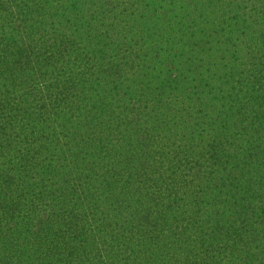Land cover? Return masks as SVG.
I'll return each instance as SVG.
<instances>
[{
    "label": "trees",
    "instance_id": "trees-1",
    "mask_svg": "<svg viewBox=\"0 0 264 264\" xmlns=\"http://www.w3.org/2000/svg\"><path fill=\"white\" fill-rule=\"evenodd\" d=\"M0 264H264V0H0Z\"/></svg>",
    "mask_w": 264,
    "mask_h": 264
}]
</instances>
